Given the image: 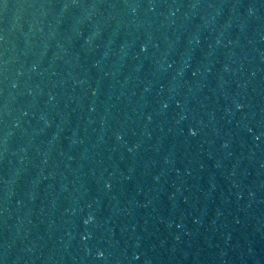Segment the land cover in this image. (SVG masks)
<instances>
[{
  "label": "water",
  "instance_id": "95a60500",
  "mask_svg": "<svg viewBox=\"0 0 264 264\" xmlns=\"http://www.w3.org/2000/svg\"><path fill=\"white\" fill-rule=\"evenodd\" d=\"M0 264H264V0H0Z\"/></svg>",
  "mask_w": 264,
  "mask_h": 264
}]
</instances>
